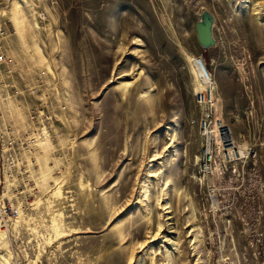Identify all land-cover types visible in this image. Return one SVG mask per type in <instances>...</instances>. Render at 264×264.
Masks as SVG:
<instances>
[{"label": "rangeland", "instance_id": "1", "mask_svg": "<svg viewBox=\"0 0 264 264\" xmlns=\"http://www.w3.org/2000/svg\"><path fill=\"white\" fill-rule=\"evenodd\" d=\"M0 54V264H264V0H0Z\"/></svg>", "mask_w": 264, "mask_h": 264}, {"label": "water", "instance_id": "2", "mask_svg": "<svg viewBox=\"0 0 264 264\" xmlns=\"http://www.w3.org/2000/svg\"><path fill=\"white\" fill-rule=\"evenodd\" d=\"M212 21L211 13L204 11L202 17L196 22L197 36L204 47L210 46L215 41L212 30Z\"/></svg>", "mask_w": 264, "mask_h": 264}, {"label": "built area", "instance_id": "3", "mask_svg": "<svg viewBox=\"0 0 264 264\" xmlns=\"http://www.w3.org/2000/svg\"><path fill=\"white\" fill-rule=\"evenodd\" d=\"M3 55L0 54V60H2ZM197 58L202 66V77L205 80L206 83H208L207 85H209V83L211 82V72L209 71V69L207 68L205 61L203 59V57L201 55H197ZM0 183H1V179H0ZM10 214H18V208L13 207L9 204L5 202V200H2V202L0 203V222H7L8 218Z\"/></svg>", "mask_w": 264, "mask_h": 264}, {"label": "bare ground", "instance_id": "4", "mask_svg": "<svg viewBox=\"0 0 264 264\" xmlns=\"http://www.w3.org/2000/svg\"><path fill=\"white\" fill-rule=\"evenodd\" d=\"M257 13V12H256ZM21 31V29H20ZM191 70L196 78V81H197V86L196 88L198 89L197 92L201 91L202 89H207L208 88V83L205 82V80L203 79L202 77V66L198 60L197 57H194L192 60H191ZM1 100H2V96L0 97V108H1ZM223 139L224 140H228V137L226 135V132H225V136L223 135ZM7 177V176H6ZM9 186H10V183L5 180V192L7 193L8 189H9Z\"/></svg>", "mask_w": 264, "mask_h": 264}]
</instances>
